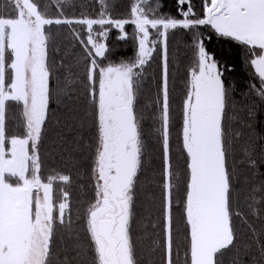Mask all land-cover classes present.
Masks as SVG:
<instances>
[{
	"label": "snow or ice",
	"instance_id": "6c2138e0",
	"mask_svg": "<svg viewBox=\"0 0 264 264\" xmlns=\"http://www.w3.org/2000/svg\"><path fill=\"white\" fill-rule=\"evenodd\" d=\"M55 2L59 8L66 0ZM145 2L135 0L130 20L105 18L107 0H99V18H61L62 12L53 18L41 0H9L13 13L0 14V264H53L56 228L71 224L70 193L66 190L70 176L41 174V149L52 101L67 96L72 83L66 77L65 88L54 92L51 87L52 26L78 24L87 28L86 40L74 29L73 35L86 51V86L96 130L91 153L94 199L83 216L94 264H140L132 236L145 152L144 116L137 105L143 70L157 45V40L150 38L151 30L166 40L170 29L204 26L210 32L209 39L214 35L246 46L258 81L252 88L264 98V0H204L201 15L193 12L190 0H177L179 19L150 17L141 6ZM128 23L135 26L138 41L134 59L103 63L108 52L100 39H107L104 26L124 32ZM94 25L101 30L94 32ZM193 39L194 66L188 73L181 108L182 172L172 159L166 43L162 49L157 131L163 160L162 238L158 241L163 264H176L173 257L180 251L175 241L179 227L183 229L184 264H221L220 257L235 244L231 195L236 176L228 166L230 145L225 129L228 89L224 71L203 33L197 31ZM13 108L16 131L10 132L8 120ZM260 151L264 153V147ZM241 152L253 168L264 161V156L261 161L253 158L251 145L242 146ZM54 185H60L59 203ZM260 190L264 191V186ZM174 209L181 218L179 227L174 223Z\"/></svg>",
	"mask_w": 264,
	"mask_h": 264
},
{
	"label": "trees",
	"instance_id": "16d2710c",
	"mask_svg": "<svg viewBox=\"0 0 264 264\" xmlns=\"http://www.w3.org/2000/svg\"><path fill=\"white\" fill-rule=\"evenodd\" d=\"M201 0H190L193 12L200 11ZM46 4L50 17L80 19L99 18L102 11L99 0H70L57 7L55 0H41ZM134 0H107L105 18L131 19L130 9ZM188 5L184 6V10ZM146 7L156 8L162 17L181 18L177 0H149ZM203 10V9H202ZM9 0H0V14H12ZM108 27H112L108 25ZM133 26L128 23L124 32L111 29L105 44L108 52L103 63L130 61L135 56L136 39ZM73 29L84 40L87 39L86 26H52L49 60L52 65L51 87L54 92L66 87L65 78L71 80L67 88L68 95L55 98L51 104L50 120L44 145L41 149L43 167L41 174L47 177L55 172L69 175L71 184L66 186L70 193V226H58L53 240V264H94L92 253L84 232L83 216L90 202H93V179L91 172V153L95 144L96 130L92 119L88 98L86 78V51L84 45L73 35ZM199 31L219 61L224 71V80L228 89L226 102L225 129L230 145L228 166L235 171L231 206L235 244L220 257L221 264H264V98L252 88L258 81L250 68V53L246 46L235 41L217 38L204 26L197 30L170 29L164 38L167 46L169 71V96L173 126L171 129V147L174 166L182 172L183 157L179 151V134L182 101L186 92L188 73L194 66V35ZM125 36L124 39L119 37ZM153 38H158L156 34ZM154 55L140 81L138 111L144 116L145 152L142 171L139 174L135 199L132 236L140 264H163V254L158 241L162 238L160 228L162 201V144L157 134L159 108L157 105L162 74V47L158 42ZM154 63V64H153ZM226 69V71H225ZM71 73V75H70ZM173 100V101H172ZM15 108L9 112V131L14 132L13 116ZM251 145L253 158L261 161L255 168L246 163L241 152L242 146ZM59 203L60 185H54ZM238 213V214H237ZM174 223L179 227L181 218L174 209ZM176 245L180 246L179 255L174 254L176 264H184L183 229L175 236Z\"/></svg>",
	"mask_w": 264,
	"mask_h": 264
},
{
	"label": "rangeland",
	"instance_id": "374dc122",
	"mask_svg": "<svg viewBox=\"0 0 264 264\" xmlns=\"http://www.w3.org/2000/svg\"><path fill=\"white\" fill-rule=\"evenodd\" d=\"M66 1H70V0H66ZM134 2H135V0H134ZM203 2H204V0H201L200 1V4H199V6L201 5V8L203 9ZM147 3H149V0H146V2L145 3H143L141 6L145 9V12L150 16V17H152V16H156V17H162V16H160L159 15V12H157L158 10L156 9V8H153V9H150V8H148V7H146V4ZM187 5V4H186ZM202 9L200 10V11H198V14H202ZM133 25V24H132ZM134 26V25H133ZM94 27V32H98V31H100L101 29H100V26L99 25H94L93 26ZM104 29H106L107 30V36H108V33H109V31L111 30V29H116L117 31H119V32H121L120 31V29H118V28H116L115 26H113V28L112 27H108V25H105L104 26ZM86 32H87V28H86ZM133 32L135 33V28L133 29ZM151 32H152V36L150 37L151 39H156L157 40V44H158V42L160 43V45H161V47H162V49H163V44H164V38H160L159 40H158V38H153V35L154 34H156L155 33V30H151ZM136 34V33H135ZM101 39V42H103V43H105L106 42V40L105 39H103V38H100ZM138 50V41L136 40V50H135V54H136V51ZM158 49H157V46H156V50L154 51V53H153V57H152V59L151 60H153L154 61V55H155V53H156V51H157ZM161 55H162V53H161ZM135 57V56H134ZM134 59V58H133ZM150 60V61H151ZM149 61V62H150ZM155 62H157V61H154V63ZM153 63V64H154ZM161 63H162V60H161ZM145 68H146V66H145ZM145 68H144V70H145ZM64 96V95H63ZM173 101V100H172ZM172 110H173V108H171ZM158 117V116H157ZM156 117V118H157ZM157 122H158V129L160 128V121L157 119ZM157 134L160 136V133L157 131ZM69 202H70V200H69Z\"/></svg>",
	"mask_w": 264,
	"mask_h": 264
}]
</instances>
